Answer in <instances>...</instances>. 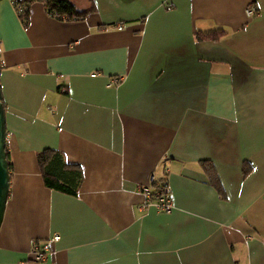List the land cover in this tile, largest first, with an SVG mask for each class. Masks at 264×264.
<instances>
[{"label": "crops", "instance_id": "1", "mask_svg": "<svg viewBox=\"0 0 264 264\" xmlns=\"http://www.w3.org/2000/svg\"><path fill=\"white\" fill-rule=\"evenodd\" d=\"M72 1L94 9L58 20L33 1L26 26L0 1V264H264V0ZM44 148L79 166L76 195L44 185ZM152 177L170 212L144 206Z\"/></svg>", "mask_w": 264, "mask_h": 264}, {"label": "trees", "instance_id": "2", "mask_svg": "<svg viewBox=\"0 0 264 264\" xmlns=\"http://www.w3.org/2000/svg\"><path fill=\"white\" fill-rule=\"evenodd\" d=\"M33 1L42 2L48 15L58 20H83L94 9L92 3L88 9H78L72 0H17V3L24 7L22 13L18 14L24 26L28 23V5ZM218 33V31L198 32L196 39L215 40L219 37ZM6 156L9 162V154L7 153ZM37 163L46 187L73 196L77 194L82 180L81 169L78 165L68 163L62 152L53 148H44L37 154ZM202 166L207 173L210 184L216 189L220 197H223L222 187L212 166L206 165L205 162H202ZM9 169H11L10 163Z\"/></svg>", "mask_w": 264, "mask_h": 264}, {"label": "built area", "instance_id": "3", "mask_svg": "<svg viewBox=\"0 0 264 264\" xmlns=\"http://www.w3.org/2000/svg\"><path fill=\"white\" fill-rule=\"evenodd\" d=\"M12 5L14 6L17 14H21L23 11V5L18 4L17 0H10ZM246 13L248 16H252L255 13L254 7L250 6L247 8ZM117 28H121L120 25ZM96 74H92L91 76H95ZM122 78L114 77L110 80V84H118ZM141 193L143 194L144 206L152 205L156 209L162 212H170L173 208L172 197L170 193V188L168 186L167 180L164 179L162 181L154 180L152 177L149 180L147 185L141 186L139 188ZM58 235L52 236L49 240L45 242H39L37 240H33L30 247V253L33 256V261L41 262L46 258V251L50 246V243L58 240Z\"/></svg>", "mask_w": 264, "mask_h": 264}, {"label": "water", "instance_id": "4", "mask_svg": "<svg viewBox=\"0 0 264 264\" xmlns=\"http://www.w3.org/2000/svg\"><path fill=\"white\" fill-rule=\"evenodd\" d=\"M6 124L5 110L2 102V94L0 88V226L3 220V215L6 207V202L9 194L10 169L7 160L6 152Z\"/></svg>", "mask_w": 264, "mask_h": 264}]
</instances>
